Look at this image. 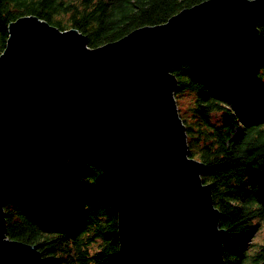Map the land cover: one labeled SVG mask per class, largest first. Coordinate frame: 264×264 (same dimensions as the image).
<instances>
[{"label":"water","instance_id":"95a60500","mask_svg":"<svg viewBox=\"0 0 264 264\" xmlns=\"http://www.w3.org/2000/svg\"><path fill=\"white\" fill-rule=\"evenodd\" d=\"M264 0H203L158 25L89 48L83 33L35 16L10 23L0 54V264H44L37 246L6 235V201L59 189L64 160L99 161L130 264H224L220 211L188 155L171 66L249 61Z\"/></svg>","mask_w":264,"mask_h":264},{"label":"trees","instance_id":"16d2710c","mask_svg":"<svg viewBox=\"0 0 264 264\" xmlns=\"http://www.w3.org/2000/svg\"><path fill=\"white\" fill-rule=\"evenodd\" d=\"M202 0H0V53L8 25L37 16L83 33L90 48L136 28L158 25ZM248 62L234 58L182 61L171 67L177 101L191 102L188 155L206 167L201 179L220 211L224 264H264V16ZM261 88H260V87ZM60 191H24L4 205L6 235L37 246L44 264H130L119 254L116 209L88 152L69 156Z\"/></svg>","mask_w":264,"mask_h":264},{"label":"rangeland","instance_id":"374dc122","mask_svg":"<svg viewBox=\"0 0 264 264\" xmlns=\"http://www.w3.org/2000/svg\"><path fill=\"white\" fill-rule=\"evenodd\" d=\"M203 1V0H202ZM28 16V15H27ZM262 16H264V14L262 15ZM262 16H260V17H262ZM25 17V16H24ZM259 17V18H260ZM258 18V19H259ZM258 21V20H257ZM258 23V22H257ZM10 25V24H9ZM9 25H8V27H9ZM146 27V26H145ZM133 31V30H132ZM8 36H9V33H8ZM260 36V35H259ZM8 38V37H7ZM7 40V39H6ZM88 41V40H87ZM257 43V42H256ZM5 48V47H4ZM227 58H234V57H226V59ZM226 59H224V60H226ZM234 59H236V58H234ZM194 60V59H193ZM193 60H182V61H193ZM215 60H222V59H215ZM215 60H204V61H212V62H214ZM238 60V59H237ZM181 61V62H182ZM197 61H200V60H197ZM204 61H200V62H204ZM181 62H177V63H181ZM177 63H174L173 65H175V64H177ZM172 65V66H173ZM171 66V67H172ZM171 69V68H170ZM171 74L173 73L172 72V69H171ZM174 74V73H173ZM175 76V75H174ZM175 80H176V77H175ZM177 85H178V82H177ZM177 87V86H176ZM260 87V86H259ZM261 88V87H260ZM176 89V88H175ZM175 89L173 90L174 92H173V98H174V102L176 103V109H177V113L179 114V118H180V121H181V124H183V125H185L184 124V122H185V120L183 121L182 120V118H181V116H183V118L184 117H186V119H188L189 121H191L194 117H192L193 116V113L191 112L192 110H191V107H189L190 105H191V102H188L189 100H188V97H187V95L183 98V99H180V100H178L177 101V98L175 97ZM181 115V116H180ZM191 119V120H190ZM186 135V134H185ZM186 146H187V135H186ZM188 147V146H187ZM188 149V148H187ZM88 152L89 154H91L89 151H85V150H82V151H80V152ZM80 152H78V153H80ZM75 154H77L76 152L74 153V154H72V155H75ZM92 155V154H91ZM71 156V155H70ZM93 156V155H92ZM69 157V156H68ZM67 157V158H68ZM94 157V156H93ZM66 158V159H67ZM95 158V157H94ZM96 159V158H95ZM97 160V159H96ZM195 160H199L198 158H195ZM65 161V160H64ZM100 165V164H99ZM63 169H64V167H63ZM63 169H62V171H63ZM62 171H61V174H62ZM100 172H101V169H100ZM204 172V171H203ZM202 172V173H203ZM201 173V174H202ZM201 174H200V178H201ZM63 175V174H62ZM101 177H102V172H101ZM103 179V178H102ZM63 181H64V175H63V179H62V183H63ZM104 181V180H103ZM203 183H204V181H203ZM204 184H206V183H204ZM106 185V184H105ZM208 185V184H207ZM62 188V186L58 189H47V188H44V189H42L41 191H43V190H48V191H51V192H55V191H60V189ZM107 188V187H106ZM209 189H210V186H209ZM22 191V190H21ZM24 191H29V190H24ZM32 191H38V190H32ZM32 191H30V192H32ZM40 191V190H39ZM210 191H211V189H210ZM107 192H108V190H107ZM20 193V192H19ZM18 194V193H17ZM14 195H16V194H14ZM109 196H110V194H109ZM110 198H111V196H110ZM112 200V199H111ZM8 202V201H7ZM5 205V204H4ZM3 208H4V206H3ZM5 210V209H4ZM264 239V227L262 228V229H260L259 231H256V233L255 234H253L252 236H251V238L249 239V241L248 242H251V241H260V240H263Z\"/></svg>","mask_w":264,"mask_h":264},{"label":"bare ground","instance_id":"6f19581e","mask_svg":"<svg viewBox=\"0 0 264 264\" xmlns=\"http://www.w3.org/2000/svg\"><path fill=\"white\" fill-rule=\"evenodd\" d=\"M36 17H37V16H36ZM49 24H50V23H49ZM50 25H51V24H50ZM56 28H57V27H56ZM71 28H72V27H71ZM57 29H58V28H57ZM60 30H61V29H60ZM67 30H70V29H67ZM61 31H66V30H61ZM78 33L81 34L80 32H78ZM87 40H88V39H87ZM87 46H88V41H87ZM88 47H89V46H88ZM89 48H90V47H89ZM2 52H3V51H2ZM2 52H1V53H2ZM1 53H0V54H1ZM247 62H248V61H247ZM65 160H66V159H65ZM61 186H63L62 183H61ZM9 200H10V199H9ZM9 200H8V201H9ZM6 202H7V201H6ZM5 204H6V203H5Z\"/></svg>","mask_w":264,"mask_h":264}]
</instances>
